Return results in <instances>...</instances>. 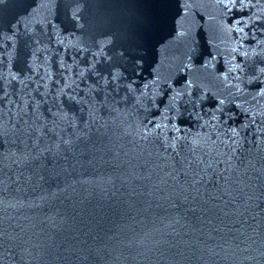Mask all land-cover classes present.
<instances>
[{
  "label": "water",
  "instance_id": "1",
  "mask_svg": "<svg viewBox=\"0 0 264 264\" xmlns=\"http://www.w3.org/2000/svg\"><path fill=\"white\" fill-rule=\"evenodd\" d=\"M262 67L264 0L0 3V264H264ZM192 139L231 157L212 211L181 170Z\"/></svg>",
  "mask_w": 264,
  "mask_h": 264
},
{
  "label": "snow or ice",
  "instance_id": "2",
  "mask_svg": "<svg viewBox=\"0 0 264 264\" xmlns=\"http://www.w3.org/2000/svg\"><path fill=\"white\" fill-rule=\"evenodd\" d=\"M4 0H0V3H3ZM217 3L224 7L227 10H231L233 8L239 7L240 9H243L245 7H248L250 5V0H217ZM239 23V21L237 22ZM238 31H243V29H238ZM247 55V53H245ZM236 69L243 71V69H240L239 65L235 66ZM230 69L229 71H231ZM261 75H264V67L258 69V74L256 76H253L250 78L249 83H251L253 80L258 81L259 83H264V81L260 80ZM111 79L113 81H118L120 79V74L116 73L114 74ZM258 83V87H259ZM119 87V85H118ZM127 91L128 93H132L134 89L131 87V85H127ZM145 89H148L149 85H144ZM169 88L171 89V84H169ZM239 90V89H238ZM167 95L168 93H163ZM184 93L180 91L173 90V94L169 96V103L165 105V112H178L177 106L175 104V101L177 97H181ZM161 95L159 91H157L153 96L147 97L146 93H141V97L138 98V102L140 99L147 98L150 100L152 107H156V96ZM259 95L264 96V87L260 88ZM71 99H74L72 97ZM127 99V96L125 97ZM201 100L203 97L200 98ZM224 103L223 100L220 101V104L222 105ZM146 111H150V109H145ZM162 120L171 121L174 119V117H169L167 115H164L162 113L161 116ZM212 120H216V116L213 115L211 117ZM149 125H154V128L159 131H162L164 127H167V125H163L159 122H156L155 120H150ZM208 126L212 128L213 130L216 129V126L214 124H210L209 122H205V124L201 125V128ZM147 127V126H146ZM246 127V125H245ZM170 131L179 132L180 129L176 128L175 124L171 125ZM231 132V135L228 133ZM223 135L227 137L228 141H231L232 143H236L235 137L239 135V132L236 128H231L228 131L224 133L217 132V139L220 138V136ZM172 143L169 144L167 141L164 144L165 150H167L168 147H171L174 152L177 150V142L180 140H186L187 139V133H185V136H174L171 138ZM215 143V141H213ZM221 143H225V147H231L227 142L221 141ZM191 147L189 148V151L192 154L193 159H189L188 157H183L181 160L182 168L185 182L189 184V187L197 194V197H199L200 200H202L208 207L205 209L206 211H212V209L215 207V204L212 203L214 201H217L221 198L219 194H213V193H221L223 192V186L221 185V181L227 180V178L223 175L224 171H227V169H219L218 165L221 163L228 164V160L231 159V157H228V160H220V159H208L207 161L202 159L200 156L197 155L198 147L200 144V141L198 139H192L190 141ZM233 152H235V149H232ZM179 154V153H177ZM195 165L196 167H193ZM173 169L175 170V161L173 162ZM196 197H194L195 199Z\"/></svg>",
  "mask_w": 264,
  "mask_h": 264
}]
</instances>
